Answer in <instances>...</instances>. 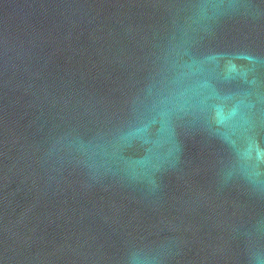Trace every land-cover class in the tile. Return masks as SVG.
Segmentation results:
<instances>
[{
	"label": "water",
	"instance_id": "obj_1",
	"mask_svg": "<svg viewBox=\"0 0 264 264\" xmlns=\"http://www.w3.org/2000/svg\"><path fill=\"white\" fill-rule=\"evenodd\" d=\"M0 264H264V0H0Z\"/></svg>",
	"mask_w": 264,
	"mask_h": 264
}]
</instances>
